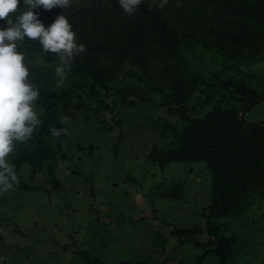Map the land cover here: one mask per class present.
I'll return each instance as SVG.
<instances>
[{
	"label": "rangeland",
	"instance_id": "374dc122",
	"mask_svg": "<svg viewBox=\"0 0 264 264\" xmlns=\"http://www.w3.org/2000/svg\"><path fill=\"white\" fill-rule=\"evenodd\" d=\"M34 11L46 26L52 23L46 11ZM54 11L73 24L86 52L75 59L59 87L57 55L26 61L31 82L40 88L35 108L43 123L30 141L16 144L9 159L18 181L45 190L27 192L16 186L0 194V264H264L263 195L255 193L241 215L213 220L209 232L204 214L211 204L212 173L206 163H172L162 169L148 159L154 146L175 145L170 127L180 131L186 125L162 105L169 98L157 91L169 65L188 78L201 75L209 84L227 85L244 81L264 94V54L235 62L198 44L174 58L161 57L152 48L153 81L131 61L105 75L106 54L90 44L101 39L100 25L115 10L107 0H71L67 8ZM126 89L138 97L123 95ZM164 91L170 94L172 88ZM236 98L232 89L202 86L187 97L188 114L203 118L215 106L240 109ZM245 119L264 123V102ZM57 121L65 128L61 149L48 135ZM35 139L56 155V180L48 162L34 172L20 157ZM196 226L202 232L192 237L195 241L206 244L213 235L219 242L207 249L192 241L179 246L171 235L175 228Z\"/></svg>",
	"mask_w": 264,
	"mask_h": 264
},
{
	"label": "trees",
	"instance_id": "16d2710c",
	"mask_svg": "<svg viewBox=\"0 0 264 264\" xmlns=\"http://www.w3.org/2000/svg\"><path fill=\"white\" fill-rule=\"evenodd\" d=\"M107 2L115 14L108 22L101 23V39L90 44L91 49L106 54L109 64L103 70L105 75H114L125 62L131 61L153 81L148 54L152 48L161 57L174 58L182 49L198 44L235 62L250 61L264 54V0H168L163 9L150 7L151 0H143L133 16L119 6L118 0ZM46 13L51 22L57 17L54 9ZM6 24V20H0V27ZM20 50L27 53L26 61L50 54L41 50L38 41L32 40H26ZM162 81L164 87L172 88L170 94L165 93L163 86L157 90L169 98L162 105L186 125L180 131L170 127L175 145L168 149L154 146L148 159L162 169L172 163H206L212 173L211 204L204 214L210 232L213 220L241 215L255 193L264 196V123H250L245 119L247 112L264 102V94L244 81L227 85L209 84L201 75L188 78L175 65L166 68ZM202 86L232 89L237 95L236 100L242 103L240 109L215 106L203 118H191L187 97ZM122 92L125 96L138 97L129 89ZM53 127L65 130L60 121ZM50 129L48 135L56 138L57 148L61 149L65 131L54 137ZM122 138L120 133L115 151L119 150ZM35 140V145L22 150L20 157L32 165L34 172L48 162L56 180V155L42 139ZM17 187L27 192L45 190L20 181ZM201 232L199 226L191 230L175 228L171 235L178 238L179 246L192 241L195 246L202 245L207 249L219 242L212 235L213 240L200 244L192 237ZM129 264L146 263L129 261Z\"/></svg>",
	"mask_w": 264,
	"mask_h": 264
},
{
	"label": "clouds",
	"instance_id": "9594fccd",
	"mask_svg": "<svg viewBox=\"0 0 264 264\" xmlns=\"http://www.w3.org/2000/svg\"><path fill=\"white\" fill-rule=\"evenodd\" d=\"M167 2L151 0L150 7L163 9ZM70 3L71 0H0V20L7 22L0 27V194L18 184L16 165L9 159L16 144L30 141L43 123L35 108L40 88L30 80L27 53L21 47L26 40L38 41L43 52L59 57L60 63L55 68L58 87L65 84L75 59L86 52V45L79 42L73 24L64 14L46 26L40 12L34 11L65 9ZM142 3L143 0H118L130 16L139 11ZM62 131L65 130L50 129L54 137H59Z\"/></svg>",
	"mask_w": 264,
	"mask_h": 264
},
{
	"label": "built area",
	"instance_id": "2783aa9c",
	"mask_svg": "<svg viewBox=\"0 0 264 264\" xmlns=\"http://www.w3.org/2000/svg\"><path fill=\"white\" fill-rule=\"evenodd\" d=\"M242 115V114H241Z\"/></svg>",
	"mask_w": 264,
	"mask_h": 264
}]
</instances>
